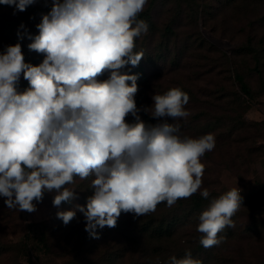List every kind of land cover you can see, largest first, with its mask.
Returning <instances> with one entry per match:
<instances>
[{
  "label": "clouds",
  "instance_id": "9594fccd",
  "mask_svg": "<svg viewBox=\"0 0 264 264\" xmlns=\"http://www.w3.org/2000/svg\"><path fill=\"white\" fill-rule=\"evenodd\" d=\"M36 0H0L23 12ZM148 0H51L32 36L25 25L28 48L43 54L39 65L26 63L21 43L0 52V197L8 209L36 211L46 193L53 206L78 199L71 187L91 177L86 205L58 211L64 225L77 211L85 231L99 239L97 229L115 228L121 213L134 219L166 203L199 194L204 165L201 158L215 148L214 134L181 135L189 95L179 87L152 96V105L137 107V75L123 73L144 57L135 39L148 31L139 19ZM105 72L107 79H98ZM21 76L29 87L18 90ZM130 82V83H129ZM144 111L159 121L145 123ZM131 116L134 122L126 118ZM169 120L172 122L169 123ZM241 189L212 198L198 217L199 243L218 246V233L234 227L232 217L242 206ZM164 264H201L186 251Z\"/></svg>",
  "mask_w": 264,
  "mask_h": 264
},
{
  "label": "rangeland",
  "instance_id": "374dc122",
  "mask_svg": "<svg viewBox=\"0 0 264 264\" xmlns=\"http://www.w3.org/2000/svg\"><path fill=\"white\" fill-rule=\"evenodd\" d=\"M201 2L148 0L144 11L152 15L156 29H148L146 34L135 39L138 52L144 55L139 65L129 64L121 71L129 75L135 73L138 79H143L144 89L135 97L141 109L152 105L154 94H163L176 87L188 93L190 99L186 109L191 115L178 121L181 135L196 138L212 133L215 137L214 150L201 158L204 165L201 191L206 188L210 192L204 209L212 198L235 187L241 189L242 206L232 217L234 227H226L218 233L223 238L222 243L207 249L203 246L200 249L201 234L196 230L201 213L187 216L185 223L176 227L168 250H160L152 256L153 264H164L163 259L172 256L182 258L186 251H191L192 257L201 264H261L264 262V180L261 173L264 57L257 65L252 55L235 56V49L248 39L250 28L247 26V31L244 30L247 18L243 17L242 21L222 19V15L216 14L221 11L223 0H206L211 14L204 24L201 15L197 21L194 18ZM246 2L253 11L250 17L257 18L256 22L261 25L256 28L259 38L264 37V19H261L264 0ZM246 2L236 1L232 10L239 12ZM50 10L51 0H36L15 15L13 7L0 4V52L5 46L20 42L26 63H42L43 54L28 48L32 41L26 35L18 40L17 32H23L20 29L23 24L29 34L38 35L36 25L42 14ZM236 72L245 77L249 95L241 90ZM108 76L105 72L98 79ZM28 87V81L21 76L18 90ZM143 114L147 113H139ZM132 119L131 116L126 118L129 123ZM90 183L91 177L77 178L71 187L76 190L78 199L62 202L59 208L52 204L55 194L46 193L32 213L8 209L5 198L0 197V242L14 245L8 252H0V264H141V250L128 245L127 232L120 221L113 233L111 228H98L99 239H95L85 231V220L79 211L67 225L57 218L58 211L86 205V198L92 194ZM125 217L127 215H122L123 219ZM19 244L22 245L18 247Z\"/></svg>",
  "mask_w": 264,
  "mask_h": 264
},
{
  "label": "trees",
  "instance_id": "16d2710c",
  "mask_svg": "<svg viewBox=\"0 0 264 264\" xmlns=\"http://www.w3.org/2000/svg\"><path fill=\"white\" fill-rule=\"evenodd\" d=\"M236 1L238 0H226V2L223 0V2H221V4L224 3L223 6L219 7L221 8V11L216 15H222V19H231L233 21H242L243 17L247 18L244 30L247 29V26L250 28V31L247 33L248 39H246V42L240 44V46L235 49V56L252 55L256 60V64L259 65L262 61V58L264 57V37L259 38V32L256 29L257 25L260 24L256 22L257 18L252 19L250 17V13L253 11L249 2H246L248 0H243L246 2L245 5L240 8L239 12H234L232 8L235 7ZM201 4L202 5H200V7L195 10L194 18L197 21V18L199 15H201V17L204 19V24H207L206 19L208 14H211V9L210 7H206V0H202ZM230 14L233 17H230ZM138 18L147 22L148 29H152L153 31L156 29V24L149 12L143 11ZM261 19H264V15H261ZM167 28L169 31H171L169 27ZM256 37L258 38L256 39ZM135 51L138 52V42H135ZM130 75H135V73H130ZM236 80L240 84L243 93L249 95L250 88L245 80V77L241 73L236 72ZM137 85L139 93L144 89L143 79H137ZM140 117L147 124L154 125L158 123L157 120L153 119L148 114L140 115ZM131 122H134V119L130 120V123ZM205 206L206 199L203 198L199 192H197L190 198L178 200L172 207H168L166 203H161L157 206L155 212L139 218L134 219L133 214L121 213L117 223L120 221V225L125 227L128 245H135L141 250L139 255V260L143 259V261H140L141 264H153L155 261H153L154 259L152 256H155V254L160 252V250H168L170 246L169 240L174 236L176 227L185 223L187 216L193 213H201L203 210H205ZM80 215L81 218L84 219L83 214L80 213ZM122 215H127V217L123 219ZM118 228H111L112 233ZM164 244L165 246H163ZM21 245L22 244H19L18 247ZM24 245L27 246L26 244ZM152 246L153 248H150ZM12 247L14 248V245L0 242V252H8ZM200 249H203L201 244ZM126 250L129 251L130 247ZM159 260L161 259L159 258ZM163 260L167 261L168 258ZM261 264H264V262Z\"/></svg>",
  "mask_w": 264,
  "mask_h": 264
},
{
  "label": "crops",
  "instance_id": "0c3cea01",
  "mask_svg": "<svg viewBox=\"0 0 264 264\" xmlns=\"http://www.w3.org/2000/svg\"><path fill=\"white\" fill-rule=\"evenodd\" d=\"M261 173H262V177H263V180H264V159L262 161V169H261Z\"/></svg>",
  "mask_w": 264,
  "mask_h": 264
}]
</instances>
